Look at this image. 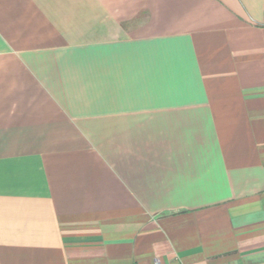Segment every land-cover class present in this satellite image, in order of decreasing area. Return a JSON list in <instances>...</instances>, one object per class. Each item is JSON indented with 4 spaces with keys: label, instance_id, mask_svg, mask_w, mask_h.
<instances>
[{
    "label": "crops",
    "instance_id": "crops-1",
    "mask_svg": "<svg viewBox=\"0 0 264 264\" xmlns=\"http://www.w3.org/2000/svg\"><path fill=\"white\" fill-rule=\"evenodd\" d=\"M264 264V0H0V264Z\"/></svg>",
    "mask_w": 264,
    "mask_h": 264
},
{
    "label": "built area",
    "instance_id": "built-area-1",
    "mask_svg": "<svg viewBox=\"0 0 264 264\" xmlns=\"http://www.w3.org/2000/svg\"><path fill=\"white\" fill-rule=\"evenodd\" d=\"M155 263H156V264H163L160 258H156V259H155Z\"/></svg>",
    "mask_w": 264,
    "mask_h": 264
}]
</instances>
